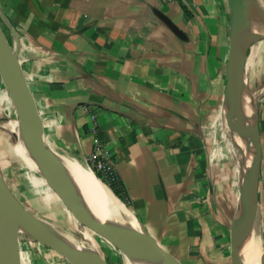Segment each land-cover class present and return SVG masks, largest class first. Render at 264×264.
<instances>
[{
  "label": "crops",
  "instance_id": "crops-1",
  "mask_svg": "<svg viewBox=\"0 0 264 264\" xmlns=\"http://www.w3.org/2000/svg\"><path fill=\"white\" fill-rule=\"evenodd\" d=\"M0 20L45 141L86 167L108 149L127 206L163 249L182 264L221 258L236 208L218 196L224 156L212 126L228 0H0ZM28 242L18 264H54L50 246Z\"/></svg>",
  "mask_w": 264,
  "mask_h": 264
},
{
  "label": "water",
  "instance_id": "water-1",
  "mask_svg": "<svg viewBox=\"0 0 264 264\" xmlns=\"http://www.w3.org/2000/svg\"><path fill=\"white\" fill-rule=\"evenodd\" d=\"M228 11L229 48L225 67L223 119L230 131L236 132L243 139L246 146V151L243 153L248 162L245 177L239 184L236 208L230 225V245L233 264H244L241 249L250 234L254 213L260 204L263 140L258 102L264 95V85L256 92H252L249 88L247 59L250 47L264 40V6L260 0H228ZM160 14L178 36L182 38L186 36L165 14ZM0 75L14 103L20 131L25 132L37 159L36 171L44 177L49 187L68 205L78 219L100 232L106 239L117 245L123 253L126 252L155 263L182 264L178 258L163 249L135 214L140 225L139 231L145 237L133 234L120 223L97 216L90 210L83 197L64 182L58 153L45 141L42 121L29 92L16 47L9 42L1 25ZM246 95L252 106V113L248 117L244 112ZM245 117L248 118L247 121ZM14 216L24 219L34 227L35 232L27 234L58 250L66 258L67 255H72L89 264H110L94 247L92 251L82 250L58 242L39 223L36 214L16 196L1 173L0 264H18L16 256L18 248L13 239ZM262 264H264V250Z\"/></svg>",
  "mask_w": 264,
  "mask_h": 264
},
{
  "label": "rangeland",
  "instance_id": "rangeland-1",
  "mask_svg": "<svg viewBox=\"0 0 264 264\" xmlns=\"http://www.w3.org/2000/svg\"><path fill=\"white\" fill-rule=\"evenodd\" d=\"M1 21V20H0ZM8 37V36H7ZM247 75L248 84L252 92H256L264 85V40L254 43L250 47V52L247 59ZM219 97L214 99L212 126L215 132V139L222 146L223 150V170L224 185L218 186V196H227L229 200V208L231 209L236 204L239 184L243 177L245 167L246 146L243 139L235 132L234 137L228 125L223 119V94L224 85H221ZM5 89V90H4ZM260 129L263 140V155L262 169L260 176V204L258 206L259 214L264 220V95L258 102ZM219 115V116H218ZM20 127L15 115L14 103L6 89L0 75V173L16 194V196L24 203V205L37 216L58 224L66 231L78 235L81 234L79 228H82V235L88 236L87 242L97 250L110 262V264H126L123 251L114 243L106 238H102L97 234L88 231L80 219H75V213L62 201L58 195L46 185L45 179L31 171L30 166L17 155L13 149L14 143L19 140ZM236 138V139H235ZM9 157V158H8ZM220 185V184H219ZM126 202V201H125ZM124 202V203H125ZM127 204V202L125 203ZM129 207V206H128ZM231 213H229V218ZM13 227V239L17 245L23 248L29 247L27 244L38 242L44 244L37 238L27 234L32 233L27 228L15 225ZM26 232V233H25ZM88 232V233H87ZM32 251H36L37 247L32 246ZM58 254V257L53 259L54 264H57V259L63 264H72L58 250L51 248ZM222 257L219 259L211 258L210 264H233L232 252L229 239L225 241ZM27 251L22 252V261L26 262L28 258ZM50 260V259H49Z\"/></svg>",
  "mask_w": 264,
  "mask_h": 264
},
{
  "label": "bare ground",
  "instance_id": "bare-ground-1",
  "mask_svg": "<svg viewBox=\"0 0 264 264\" xmlns=\"http://www.w3.org/2000/svg\"><path fill=\"white\" fill-rule=\"evenodd\" d=\"M244 112L247 117L252 113V106L247 95L244 97ZM245 120L247 121L248 118L245 117ZM232 133L234 137L235 132ZM13 149L15 153L26 163V165L30 166L29 168L31 171L35 172L37 170V159L23 130L20 133L19 140L14 143ZM57 157L60 161L61 174L64 182L68 186L72 187L81 197H83L90 210H92L99 217L108 218L114 222L120 223L133 234L145 237V235L141 234L139 231L140 225L134 213L112 192L111 188L103 182L101 178H98L93 170L81 164L73 157L60 153L57 154ZM247 169L248 162L245 159L242 180L245 177ZM37 219L58 242L65 243L82 250H93V247L87 242L88 236H84L85 234L82 235V228H79L81 234L74 235L60 226H57L58 224L56 225L52 222L44 220L39 216H37ZM12 223L23 226L32 233L35 232L34 227L22 218L14 216ZM263 250L264 220L257 209L252 220L250 234L241 249L244 264H262ZM123 255H125L126 264H165L155 263L151 260L143 259L126 252H124ZM67 256L72 264H89L75 258L72 255Z\"/></svg>",
  "mask_w": 264,
  "mask_h": 264
},
{
  "label": "built area",
  "instance_id": "built-area-1",
  "mask_svg": "<svg viewBox=\"0 0 264 264\" xmlns=\"http://www.w3.org/2000/svg\"><path fill=\"white\" fill-rule=\"evenodd\" d=\"M163 3L175 1V0H160ZM89 168L95 173L99 172L105 177L113 179L118 178V174L115 167L114 158L112 153L106 148L96 147L88 154Z\"/></svg>",
  "mask_w": 264,
  "mask_h": 264
},
{
  "label": "trees",
  "instance_id": "trees-1",
  "mask_svg": "<svg viewBox=\"0 0 264 264\" xmlns=\"http://www.w3.org/2000/svg\"><path fill=\"white\" fill-rule=\"evenodd\" d=\"M8 40L11 43L9 38H8ZM249 52H250V50H249ZM96 175L98 177H100L122 201H124V202L126 201L124 188L122 186V183L119 180L113 179L110 177H105V176L101 175L99 172H96Z\"/></svg>",
  "mask_w": 264,
  "mask_h": 264
}]
</instances>
